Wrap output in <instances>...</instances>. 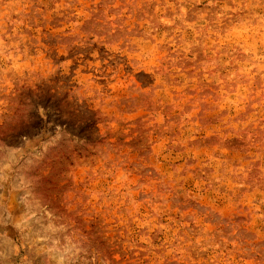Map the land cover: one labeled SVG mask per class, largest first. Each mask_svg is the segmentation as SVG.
<instances>
[{"label":"rangeland","instance_id":"374dc122","mask_svg":"<svg viewBox=\"0 0 264 264\" xmlns=\"http://www.w3.org/2000/svg\"><path fill=\"white\" fill-rule=\"evenodd\" d=\"M0 264H264V0H0Z\"/></svg>","mask_w":264,"mask_h":264}]
</instances>
